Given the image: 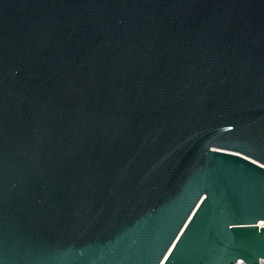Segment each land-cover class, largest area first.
<instances>
[{"label":"water","instance_id":"1","mask_svg":"<svg viewBox=\"0 0 264 264\" xmlns=\"http://www.w3.org/2000/svg\"><path fill=\"white\" fill-rule=\"evenodd\" d=\"M261 259L264 0H0V264Z\"/></svg>","mask_w":264,"mask_h":264},{"label":"built area","instance_id":"2","mask_svg":"<svg viewBox=\"0 0 264 264\" xmlns=\"http://www.w3.org/2000/svg\"><path fill=\"white\" fill-rule=\"evenodd\" d=\"M263 225V224H260ZM236 264H244L242 260H239ZM260 264H264V259H261Z\"/></svg>","mask_w":264,"mask_h":264}]
</instances>
